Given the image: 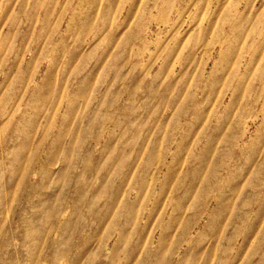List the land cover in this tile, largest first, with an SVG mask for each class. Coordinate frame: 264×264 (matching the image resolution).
<instances>
[{
  "label": "rangeland",
  "instance_id": "374dc122",
  "mask_svg": "<svg viewBox=\"0 0 264 264\" xmlns=\"http://www.w3.org/2000/svg\"><path fill=\"white\" fill-rule=\"evenodd\" d=\"M0 264H264V0H0Z\"/></svg>",
  "mask_w": 264,
  "mask_h": 264
}]
</instances>
